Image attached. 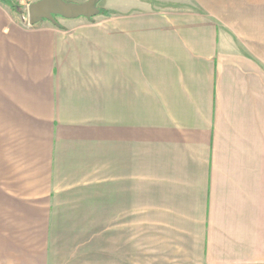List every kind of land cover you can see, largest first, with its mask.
<instances>
[{
  "label": "crops",
  "instance_id": "1",
  "mask_svg": "<svg viewBox=\"0 0 264 264\" xmlns=\"http://www.w3.org/2000/svg\"><path fill=\"white\" fill-rule=\"evenodd\" d=\"M0 4V264H264V0Z\"/></svg>",
  "mask_w": 264,
  "mask_h": 264
},
{
  "label": "water",
  "instance_id": "2",
  "mask_svg": "<svg viewBox=\"0 0 264 264\" xmlns=\"http://www.w3.org/2000/svg\"><path fill=\"white\" fill-rule=\"evenodd\" d=\"M102 0H86L76 4L65 0H39L27 8L28 26L33 27L43 21L58 25L57 19L75 20L79 18L92 19L100 15L98 7Z\"/></svg>",
  "mask_w": 264,
  "mask_h": 264
},
{
  "label": "rangeland",
  "instance_id": "3",
  "mask_svg": "<svg viewBox=\"0 0 264 264\" xmlns=\"http://www.w3.org/2000/svg\"><path fill=\"white\" fill-rule=\"evenodd\" d=\"M13 1H15L16 3L21 5L24 8V13H25L24 16L20 15V14H17V13L15 14V16L20 17L21 19H24L27 22V8H28V5L31 4V3L37 2L39 0H13ZM65 1L73 2V3H76V4H82L86 0H65ZM101 2L98 5L99 9H101Z\"/></svg>",
  "mask_w": 264,
  "mask_h": 264
},
{
  "label": "trees",
  "instance_id": "4",
  "mask_svg": "<svg viewBox=\"0 0 264 264\" xmlns=\"http://www.w3.org/2000/svg\"><path fill=\"white\" fill-rule=\"evenodd\" d=\"M0 4L6 6L12 13L25 15L24 8L13 0H0ZM104 14V11L100 9V15Z\"/></svg>",
  "mask_w": 264,
  "mask_h": 264
},
{
  "label": "built area",
  "instance_id": "5",
  "mask_svg": "<svg viewBox=\"0 0 264 264\" xmlns=\"http://www.w3.org/2000/svg\"><path fill=\"white\" fill-rule=\"evenodd\" d=\"M27 24H28V21H27Z\"/></svg>",
  "mask_w": 264,
  "mask_h": 264
}]
</instances>
